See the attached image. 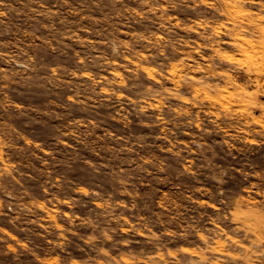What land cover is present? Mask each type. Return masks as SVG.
I'll use <instances>...</instances> for the list:
<instances>
[{
    "label": "rangeland",
    "instance_id": "374dc122",
    "mask_svg": "<svg viewBox=\"0 0 264 264\" xmlns=\"http://www.w3.org/2000/svg\"><path fill=\"white\" fill-rule=\"evenodd\" d=\"M0 264H264V0H0Z\"/></svg>",
    "mask_w": 264,
    "mask_h": 264
}]
</instances>
